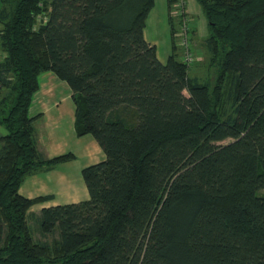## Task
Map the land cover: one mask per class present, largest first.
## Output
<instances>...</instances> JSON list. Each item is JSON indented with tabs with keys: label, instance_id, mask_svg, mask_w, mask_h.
<instances>
[{
	"label": "trees",
	"instance_id": "1",
	"mask_svg": "<svg viewBox=\"0 0 264 264\" xmlns=\"http://www.w3.org/2000/svg\"><path fill=\"white\" fill-rule=\"evenodd\" d=\"M154 2L1 4L0 264H264V0H197L207 76L189 75L175 39L158 60L143 35ZM45 72L105 155L81 171L88 200L40 210L49 243L28 211L50 197L18 193L74 159L37 149L28 108Z\"/></svg>",
	"mask_w": 264,
	"mask_h": 264
},
{
	"label": "crops",
	"instance_id": "2",
	"mask_svg": "<svg viewBox=\"0 0 264 264\" xmlns=\"http://www.w3.org/2000/svg\"><path fill=\"white\" fill-rule=\"evenodd\" d=\"M164 2L167 7V0ZM152 13L153 9L149 16ZM145 40L152 45L156 42L155 39ZM38 83V90L33 94L28 108V116L36 119L37 149L47 159L68 153L74 155L73 160L61 163L54 169L27 176L20 185L18 193L24 198L50 197L32 205L28 211L29 217L33 216L39 221V212L43 208L88 200L89 194L81 171L103 161L105 155L91 135H76L75 105L68 85L52 72L40 74ZM3 135L4 130L0 127V137Z\"/></svg>",
	"mask_w": 264,
	"mask_h": 264
},
{
	"label": "rangeland",
	"instance_id": "3",
	"mask_svg": "<svg viewBox=\"0 0 264 264\" xmlns=\"http://www.w3.org/2000/svg\"><path fill=\"white\" fill-rule=\"evenodd\" d=\"M10 1L11 0H5L6 2L5 3L4 0H0V9L2 7L1 4L8 7ZM154 4H155L153 6L154 8H152L153 13L150 16L148 15L149 17H147L148 19L146 20L143 35L147 39H155L156 42L154 45L157 49V58L161 63H165L166 58L168 57L170 53L172 43H175L176 38H175V34L173 38L170 32L168 16L166 13L167 7L165 5L164 0H155ZM183 5H185L183 7L184 13L187 15V17L189 16L188 18H190V21H191V24L189 25V27L192 29V33L189 34L190 48H191L193 55L195 56L193 63L190 64L189 66L188 73L190 76H196V74H198L199 76H203V75L207 76V71H205L206 69L205 63L203 64L204 68L199 66L204 61L206 62V55H205L206 52L204 48H202L201 44H203L205 38L208 37L207 18L204 14L203 8L197 2V0H183ZM153 15H156L155 18H153ZM173 20H174L175 27L177 28L178 19L173 18ZM194 43H196V47ZM1 55L2 54L0 52V58H1ZM179 59L182 60L181 55L179 56ZM195 72L196 74H194ZM183 93L184 95L187 96V93L185 91ZM4 135H5V131H4ZM28 224L33 231L34 238L40 242L49 243L52 239L57 238V232H54L48 235L42 234L39 230V221L35 219L33 216H30L28 218Z\"/></svg>",
	"mask_w": 264,
	"mask_h": 264
},
{
	"label": "built area",
	"instance_id": "4",
	"mask_svg": "<svg viewBox=\"0 0 264 264\" xmlns=\"http://www.w3.org/2000/svg\"><path fill=\"white\" fill-rule=\"evenodd\" d=\"M171 16L179 20L178 29L175 33L176 45L180 48L182 61L190 66L194 61V55L190 48V19L184 13L183 0H179L173 5ZM41 20V17H38Z\"/></svg>",
	"mask_w": 264,
	"mask_h": 264
}]
</instances>
